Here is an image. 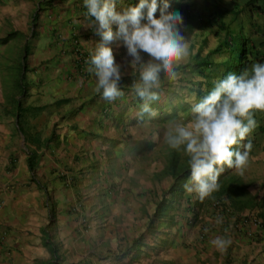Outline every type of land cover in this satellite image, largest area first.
<instances>
[{
	"label": "crops",
	"instance_id": "obj_1",
	"mask_svg": "<svg viewBox=\"0 0 264 264\" xmlns=\"http://www.w3.org/2000/svg\"><path fill=\"white\" fill-rule=\"evenodd\" d=\"M40 1L0 0L1 68L7 63V48L12 43L8 36L29 34L31 15ZM81 4L83 0H55L41 13L39 37L30 59L35 81L27 105L40 107L42 114L36 117L32 136L18 134L17 123L12 120H0V264L48 262L51 256L46 232L58 249L60 264H264V229H255V236L250 237L244 227H234L226 219L217 223L216 212L213 220L202 222L206 226L213 223V228L207 229L211 233L206 242L199 231L190 236L191 222L182 216L165 221L170 231L164 236L158 234L160 219L153 214L160 208L159 189L154 190L153 198L144 197L146 190L140 188L137 176L142 173L128 167L124 153L118 151V146L125 147L127 142L132 146L135 141L124 135L122 126L115 129L109 120H101L96 115L99 108L84 104L86 92L91 88L96 92V81L83 82L75 57L70 55L72 39L78 38L92 50L94 45L86 35L95 34L98 24L89 26L84 13L77 11ZM253 16L247 23L249 36L264 52V20ZM1 95L5 93L1 91ZM79 96L83 104L73 112L75 116L57 124L58 111L54 105H46ZM56 124L58 131L54 129ZM115 134L122 141L116 145L114 155L107 156L109 137ZM33 139L42 145L34 147ZM33 149L38 156L34 174L28 165V154ZM122 170L127 174L119 176L123 180H118L116 186V175ZM110 175H114V184L110 185V180L103 183ZM103 190H109L108 194ZM89 194L92 196L86 199ZM246 195L253 206L245 210L257 209L264 220V178L254 179ZM51 205L57 210L53 220ZM49 223L56 224L55 236ZM217 236L231 240L226 252L210 245V239Z\"/></svg>",
	"mask_w": 264,
	"mask_h": 264
},
{
	"label": "clouds",
	"instance_id": "obj_2",
	"mask_svg": "<svg viewBox=\"0 0 264 264\" xmlns=\"http://www.w3.org/2000/svg\"><path fill=\"white\" fill-rule=\"evenodd\" d=\"M172 1L83 0V5L81 4L77 7V11H80L82 15L84 13V16L89 20V26L98 24V27L95 29L96 33H91L90 37H87V34V39L100 38L101 42H93L94 47L92 50H89L85 48L78 38L73 37V49L70 55L75 57V65L82 75L83 82L86 83L90 79L96 81L95 91L106 101L105 104L100 102L96 105L99 108L96 115H100L101 120H109L110 125H114L113 122L115 120V116L113 118L109 117L112 113L111 105L113 104L111 102H115L125 96L124 90L120 87V81L123 79L126 82L129 79L127 77L128 74H122L121 66L116 63L113 48L110 46L114 41L122 42L123 46L127 49V55L132 58L129 62L133 70L132 75L133 77H138V79H134V83L130 89L133 93V98L139 101L138 109L141 118L144 114H148L150 118L158 115V112L152 108V104L160 98V90L163 85L162 73L165 79L171 83H175L180 79L179 72H185L187 70L203 76L204 79L208 78L205 73L207 69L213 66V63L210 61L194 59L182 66L189 58V45L181 34V29L184 25L182 14L179 11L170 12ZM234 1L237 13L234 19L229 24H226L229 26L228 29L231 35H234L235 39L240 40L246 48V69L240 74L230 72L224 78L220 79L221 72L225 68L224 65L232 53V46L229 42L231 38L228 37L229 33L226 29H222V22L224 20L219 19V32H224L226 35L223 47L227 49L229 54L221 62L219 74L215 76L217 80L213 82V87L210 91L205 87L203 91L206 94L199 95V92H194L187 101L173 105L171 111L164 118L165 120L173 119L169 122V126L164 132V141L169 148L181 151L187 157L190 172L187 174L185 173L186 170L182 172L183 178L180 184L183 188L172 191V186L177 178L172 174L170 167L174 181L168 193L164 194L158 203L160 208L162 204L165 208L166 203L171 202L174 195L182 191H185L188 195L195 194L201 202L205 199L213 200V194L218 192L221 187L219 183L221 174L226 175V177L229 176L228 173H223L225 169L235 168L240 175H243L244 168L247 165L248 151L251 149V143L249 142L243 146L245 148L243 153L236 149L257 126L255 115L257 113H264V52L261 51L258 41L249 36L247 23L248 19L253 20L254 14L261 21L264 20V0H258L256 2L253 0H245L244 6L239 0ZM43 3L44 0L40 1L37 8L44 5ZM158 9H160L159 18L156 16ZM33 14L31 15V23ZM241 15H245V18L242 19ZM200 21H202V18L196 20L193 16L187 14L185 26L189 29L195 28L198 31V28L204 25ZM116 25L118 29L114 32L113 30ZM30 26V33H32L33 28L31 24ZM13 34L17 35V33H12L8 36V39L12 40L11 37L14 36ZM17 36L16 38H19ZM217 36H220V33ZM30 40L29 37L27 42ZM145 55L147 59H145ZM252 62L253 65L249 70L248 66ZM30 68L29 54L27 71L24 72L21 68V81L19 83L16 82L19 84V91L22 90V84L27 89L25 94L20 92L19 97H16L15 101L18 111L15 118V123H17L18 128L17 133L22 134L20 130L21 126L24 134L28 136H32V131H34L33 127L36 126L32 125V127L29 124L27 116L31 114L33 118L37 119L38 113L34 111L27 114L23 113L25 116L19 118L20 108L24 110L33 108V106H28L23 100L20 101L19 98L25 96V98H28L27 102H29V97L31 98V92L33 90L31 84L33 85L35 81V68H31L33 72L32 76L30 75L29 77V73L27 72ZM209 83L211 84V82ZM63 100L55 101L54 103L63 105L60 104ZM25 104L27 107H25ZM184 105L186 110L182 113H186L189 110V119L184 120L182 113H180L181 118L179 119L174 118H177L180 114L174 118H168L173 108H180V106ZM46 107L48 108L50 105H46ZM134 108L129 106L131 112H135ZM115 111L117 110L115 109ZM260 128L263 130L264 126L261 125ZM152 139L153 141L159 140V133H155ZM109 141H111L110 137ZM121 141L122 138L118 134V140L115 142L111 141L110 144L116 147ZM120 149L121 145L118 146V151L122 153ZM32 151L34 152L36 149ZM30 154L31 152L29 151L28 155ZM106 155H111L112 157L114 152L111 153L108 150ZM253 160L256 161V159ZM230 177H234L242 183L241 178L235 176ZM213 201H215L213 205L214 212L217 213L218 217L217 223L222 222L221 218L226 219L234 227H244L250 237L255 236V229H264V220L258 215L259 213L257 214V209H255L256 211L254 208L236 211L227 206L223 200ZM256 221H259L260 224H257ZM249 226L254 228L252 232ZM209 243L217 251L226 252L232 242L228 238L217 236L210 240Z\"/></svg>",
	"mask_w": 264,
	"mask_h": 264
},
{
	"label": "rangeland",
	"instance_id": "obj_3",
	"mask_svg": "<svg viewBox=\"0 0 264 264\" xmlns=\"http://www.w3.org/2000/svg\"><path fill=\"white\" fill-rule=\"evenodd\" d=\"M242 2L244 6L245 0H239ZM211 2V3H210ZM215 3V4H213ZM171 11H179L184 19V25L181 29V34L186 39V42L189 45V58L182 65L188 64L194 59L199 60H207L213 63L212 68L206 70L205 75L208 76L207 79H204L203 76L198 75L195 72L183 71L180 73V79L171 83L165 79L164 74H161V78L163 80V85L160 90V98L158 101L152 104V108L158 112V115L154 118H150L148 114H144L141 118L139 116V101L138 99L133 98V93L131 91V86L134 83V79H138V77H133L132 68L130 67V60L132 59L127 55V49L123 46L122 42L114 41L110 45L113 48L114 56L116 63L121 66L122 74H128L126 82L123 79L120 81V87L124 90L125 96L121 99L116 100L115 102H111L112 113L109 117H114V125L116 127L122 126L124 129V135L129 139L133 138L131 142H134V145L128 146V142L125 147L121 146L120 151L124 152V156L126 160H128V167L137 174L140 178V188L146 190L144 192V197L148 200L149 197H154V190L159 189L160 198L162 199L164 194L168 193L170 187L173 184L174 177L170 172V167L174 164L177 165L178 171L183 172L186 170V174L190 172V169L187 164V157L181 152L176 151L167 145L164 141V132L166 128L169 126V122L171 120H165L164 118L167 116L168 112L171 111L173 105H177L182 101H187L189 97L195 92H199V95L206 94L205 87L207 90H211L213 87V82L217 80L215 76L219 74V70L221 69V62L228 57V51L223 47V42L226 38L224 32H219V19H223L225 23L229 24L231 20L234 19L236 12V4L234 0H173L171 4ZM193 16L196 20L198 18H202V22L204 25L198 28V31L194 29H189L186 25L185 19L186 15ZM218 14V20H217ZM157 18L160 16V9H158L156 13ZM241 18H245V15H241ZM264 18V16H263ZM32 25V23H31ZM39 25V22H38ZM118 26H115L114 32L117 31ZM220 36H217V34ZM30 32L28 35L21 34V38H16V34L11 37L12 43L7 48V63L2 65L1 72V86H0V120L6 118L7 120L16 121V113H18L16 108V97H19L20 91L19 86H16V82L21 81V62L23 58V50L25 44L29 40ZM24 35V36H23ZM91 35L88 34L87 37ZM36 38H33L29 41L30 43V59L34 53ZM19 39V40H18ZM91 43L93 42H101V39L89 38ZM145 59L147 56L145 55ZM254 62V61H253ZM253 62L249 64L248 69H251ZM4 72V73H3ZM33 70L28 69L29 77L32 76ZM131 76V77H130ZM68 81H72L69 79ZM211 82V84L209 83ZM1 87L3 88L1 90ZM1 91L5 93L1 95ZM13 93L15 94L13 95ZM14 96V97H13ZM30 98V97H29ZM85 98L87 100L84 104L89 106H93L92 108H98L96 106L98 103L105 104L106 101L102 99L101 95L97 92L93 93L91 91H87ZM27 99L24 97H20V101H24L27 104ZM70 102L63 105H57V103H48L51 106L55 105V109L58 111L59 125L64 123L66 117L73 115L78 109V106L82 105L83 97H74L69 98ZM103 100V101H101ZM49 102V101H47ZM53 102V101H51ZM101 106V105H100ZM129 106L134 108L135 112H131L129 110ZM115 109L117 111H115ZM50 112L52 109L50 108ZM46 113V112H44ZM183 114V119L187 120L190 118L189 110ZM48 117V113H46ZM28 117L29 124L37 127V119L33 118L30 114ZM181 118V114L174 119ZM255 119L257 121V126L254 130L246 137L244 141L237 146L236 150L241 151L242 153L245 151L244 145L251 143V149L248 151V162L246 167L244 168L243 175H240L235 168L228 169L226 168L223 173H228L229 176L239 177L242 180L243 188L245 192L247 191V186L253 182L257 177L264 178V162L262 158H264V132L261 125L264 126V113H257L255 115ZM47 121V118L44 119L43 124ZM57 124L55 125V130H59ZM155 133H159L160 139L157 141H153L152 137ZM112 142L118 140V134L110 137ZM107 151L113 153L115 147L113 144H107ZM258 158V159H257ZM253 159H256L254 161ZM261 162V163H260ZM147 169L145 170V168ZM149 171L151 174H148ZM263 173V174H262ZM124 174L122 170L121 175L117 176L118 180L121 181V177ZM93 176V175H92ZM103 179V183H107L110 180V185H113L112 182L114 175H110ZM92 182L90 185H93ZM164 184V187L162 186ZM113 190V186L110 188ZM105 194H108L109 190H103ZM149 191V192H148ZM170 195V194H169ZM92 194L85 196L86 199L91 197ZM241 199L249 201L247 195H244ZM246 202V201H245ZM215 201L212 199H205L203 202L199 201L195 194L187 195L185 191L181 193H177L173 198V206H170L171 202L166 203L164 208L163 204L161 208L157 211V213L153 214L154 217H158L160 219L159 224V232L164 236L165 233L169 232L170 229L165 225V221H170L172 218L176 216L186 217L191 224L188 225L190 228V236H195L199 231L202 233L204 237V241H208L209 235L211 231L207 229L213 228V223H210L209 226L203 225L202 222H207L208 220H213L215 217L214 214V205ZM163 225V226H162ZM200 228V229H199ZM52 235L55 236L56 233V224L51 228ZM176 229H174V233ZM211 240V239H210ZM203 241V242H204ZM194 243V241L192 242ZM188 243H185V246ZM201 247L200 245H197ZM205 246V245H204Z\"/></svg>",
	"mask_w": 264,
	"mask_h": 264
},
{
	"label": "trees",
	"instance_id": "obj_4",
	"mask_svg": "<svg viewBox=\"0 0 264 264\" xmlns=\"http://www.w3.org/2000/svg\"><path fill=\"white\" fill-rule=\"evenodd\" d=\"M55 0H44V5L39 6V8L36 9V11L33 14V19H32V33L30 36V39H33L35 37H39V31H37V28L39 27L38 22L41 16L42 11H44L45 9H47L49 6L53 5ZM253 1H258V0H253ZM222 22V21H221ZM222 29H226V31L229 33L228 37H231L229 42L232 46V53L230 55V58L228 59V61L226 62V64L224 65V69L221 72L220 75V79L224 78L228 73H236V74H240L242 73L245 69H246V65H245V60L247 58V54H246V48L244 46V44L240 41L235 39L234 35H231L230 30L228 29V25L224 22H222ZM235 34V33H233ZM15 35V34H13ZM233 36V37H232ZM30 54V43L27 42L24 50H23V62L21 63V68L22 70H24V72H26L27 70V59L29 57ZM201 66V65H200ZM24 78V76H23ZM16 86H19L18 83H16ZM22 90L20 92H22V94H25L26 89L24 84H22ZM70 100L69 99H65L63 101L60 102V104H65L68 103ZM40 108V107H39ZM38 107H33L30 109H19V118H21V116H25L24 114L30 113L32 111L37 112L38 114L41 113V110H39ZM185 109V105L184 106H180V108H173L172 112L169 113L168 118H174L177 115H179L180 113L184 112ZM36 114V113H33ZM20 130L21 132L24 134V131L22 129V127L20 126ZM34 140V139H33ZM33 142H35L36 148L41 146V142L34 140ZM36 160H37V154L36 152H31V154L29 155V159H28V165H29V169L31 171V173H35V166H36ZM171 172L173 175H175V177L177 178V180L175 181L174 185L172 186V191L175 190H180L183 188V186L180 184V181L182 180L183 176H182V172L178 171V167L176 164H174L173 166H171ZM219 183L221 185L220 190L216 193H214V199L213 200H223V202L231 207L232 209L236 210V211H244L246 208H249L253 205V200H251L249 198V201L247 200H243L241 199L244 195V188L242 186L241 181L235 179L234 177H230L226 175H222L219 178ZM246 201V202H245ZM50 210V214H51V219H56L57 217V211H56V207L54 206H50L49 208ZM53 223H49V227L52 226ZM47 226V227H48ZM47 227L45 228V232L47 230ZM46 244L49 246V250H50V260L44 264H60L61 262V258L58 252V249L56 248V246H54V244L51 241V237L50 234L48 232H46Z\"/></svg>",
	"mask_w": 264,
	"mask_h": 264
},
{
	"label": "built area",
	"instance_id": "obj_5",
	"mask_svg": "<svg viewBox=\"0 0 264 264\" xmlns=\"http://www.w3.org/2000/svg\"><path fill=\"white\" fill-rule=\"evenodd\" d=\"M257 222V224H260V222L259 221H256Z\"/></svg>",
	"mask_w": 264,
	"mask_h": 264
}]
</instances>
